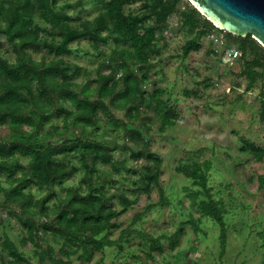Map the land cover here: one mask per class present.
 Segmentation results:
<instances>
[{"label":"trees","instance_id":"trees-1","mask_svg":"<svg viewBox=\"0 0 264 264\" xmlns=\"http://www.w3.org/2000/svg\"><path fill=\"white\" fill-rule=\"evenodd\" d=\"M184 1L105 0L94 21L78 24L60 0H0V36L7 38L15 53L14 61L0 55V126L7 128L4 134L0 132V174H6L4 179L0 177V211L14 216L23 228L19 243L7 233L0 235V264H33L32 257L38 259L37 264H74V260L89 264L98 251L113 246L121 251L132 238L140 239L149 254L164 251V239L171 247L179 244L184 222L166 238L133 225L156 203H169L163 194V171L159 167L163 159L151 148L152 126L147 121L153 112L164 131L177 122L178 110L163 97L164 89L156 82L151 91L144 87L156 65L153 58L162 52L158 42L167 20ZM137 2L138 12H126L127 5ZM186 4L181 12L182 24L192 36L182 47L183 58L202 48L201 39L212 28L225 32L242 51L240 74L247 79L246 90L262 81L259 118L264 123L263 46L251 33L242 37L219 29L190 1ZM65 6L75 8L79 4L67 2ZM81 39L97 48L108 44L125 50L119 55L113 51L100 64L98 75L82 85L79 81L86 75V68L65 57L73 52L72 43ZM42 49L46 54L36 59L32 51ZM129 56L133 63L142 62L133 68ZM121 69L124 74L117 79ZM112 108L124 111L127 120H118ZM104 117L107 124L124 131L123 137L137 138L140 148L119 145L117 139L99 138ZM137 120L142 123L136 125ZM240 140L247 147L243 150L262 161L264 147L243 135ZM116 146L128 158H116ZM128 159L143 162L128 165ZM102 164H110L111 170H105ZM178 170L184 171L185 166L179 164ZM78 172L81 178L63 188L64 196L58 198L52 211L50 202L58 196L56 186ZM117 174L128 182V188L113 194L112 189L120 187ZM258 182L263 188L264 173L258 175ZM33 187L42 194L36 195ZM154 187L159 200L148 202L122 227L121 216L138 203L140 195L149 198ZM205 194L209 200L201 201L198 209L219 222L223 255L228 240L224 224L227 208L222 199L212 200L207 188ZM186 222L193 229L194 222ZM113 229H120L116 238L111 235ZM259 235L264 240V233ZM26 246H32L31 257L23 250Z\"/></svg>","mask_w":264,"mask_h":264},{"label":"rangeland","instance_id":"rangeland-1","mask_svg":"<svg viewBox=\"0 0 264 264\" xmlns=\"http://www.w3.org/2000/svg\"><path fill=\"white\" fill-rule=\"evenodd\" d=\"M103 1L94 0L91 9L81 8L76 14H71L74 19L73 21L78 24L83 21H91L86 18L93 16L95 13H100ZM187 1L189 0H185L184 3L180 4L178 10L168 18V26L163 33V38H160L158 42L162 47V52L153 58L156 65L150 72L151 80L144 87L147 91H151L152 83L156 82L164 89L163 97L178 110L177 122L164 131L159 128L160 123L158 118L152 114L153 112L149 113L151 118L147 122L152 126L149 132L151 148L163 159L168 152L169 144L175 140L173 133L179 128L193 129L195 135L207 136L232 149V152H225L224 156L229 160L237 156L239 157L231 165V174L233 181L241 193L242 202L239 205L233 202L231 212L227 208V214L230 217L235 215V222L232 224V232L229 233L228 231L225 253L220 255L218 236V245L215 242L213 244V247L218 250L215 255L211 256L208 264H228L229 259L231 260V264H263L264 252L257 250L251 255H247L246 253L248 251V240H255V238L262 240L259 233H264V226H261L264 225V221L259 219L261 215H264V187L260 188L258 182V175L264 173V161H258L254 155L252 156L243 150L247 149V147L240 140V135H236L237 129L235 127L224 130L213 122L212 118L216 116L217 109L212 108L211 104L208 103V101H217L227 106L224 111L240 124H243L249 118L250 110L255 109V115L259 121V126L256 128L255 133L259 134L264 131V123L259 118V92L262 87V81L260 80L253 89L246 90L247 79L240 74L243 65L242 59L240 58L232 64H226L222 61L221 50L223 47L221 43L216 41L221 34H225L221 30L212 28L209 33H214L213 35L209 36L208 33L202 37V48L192 52L187 58H183L182 47L192 36L182 24L181 12L185 9ZM67 2L68 0H60L59 3L70 13L73 8L66 7ZM139 5L140 2L127 5L126 12H138L140 10ZM40 21L43 22L42 20ZM84 42L89 41L87 39L74 41L72 43L73 52L65 55V57L71 60H82L83 57L74 53L79 52L78 47ZM0 43V55H4L11 61H14L15 53L13 52L12 44L5 36H0ZM230 43L238 44L232 40ZM108 47H110L108 44L102 45V48ZM32 52L36 59H40L43 54H46V50L44 49L33 50ZM101 58L102 55L98 53L88 63L95 64ZM156 69L159 70L156 71ZM173 93H175V96ZM112 112L118 120H127L124 111L112 108ZM107 121V118L104 117L100 122L101 130L99 131V138L107 140L117 139L119 145L127 143L133 149L140 148L141 144L137 138L123 137L124 131H119L116 127L107 124ZM58 122L61 123L60 120ZM134 123L140 125L142 120H137ZM194 125L195 127H193ZM249 127L251 130V126ZM0 129V132L3 134L7 132L5 126H0ZM243 136L264 147V141L253 139L251 135ZM198 152L202 154L203 149H198ZM115 155L119 159L128 158V154L123 153L118 149V146L115 147ZM142 162L143 159L138 161L128 159L127 163L128 165L136 166L141 165ZM179 164L177 163L175 169L177 172H181L178 170ZM101 167L105 170H111L110 164H102ZM162 171L163 182L166 179V172L165 169H162ZM122 174L124 175L125 172L123 171ZM117 176L121 178V181L118 182V186L120 187H114L112 189L113 194H117L119 190L128 188V182L122 180L121 174H117ZM0 177L4 179L6 174H0ZM80 178L81 173L78 172L70 179L62 182L61 185L56 186L58 196L50 202L52 211L57 204L58 198L64 196L63 188L76 184ZM32 190L38 196L42 194L36 187H33ZM129 194L131 195V193ZM115 200H118L117 197H115ZM158 200L159 192L156 187L153 188L149 198L146 194L140 195L138 203L121 216L120 222L122 227L130 223L129 221H131L136 211L143 210L148 202H156ZM170 204L171 201L169 200L168 204L161 207L167 208ZM117 207L119 208L120 205L117 204ZM237 208H239V212H236ZM150 212H146L145 215H148ZM196 212H200V210L193 206V213ZM171 215L174 216L175 213ZM0 218L4 220V223L0 224V235L7 233L13 240L19 243L23 231L20 223L6 211H0ZM249 221L251 222L249 223ZM183 222L184 233L180 236L179 244L176 247H171L167 244L166 239H164L165 250H155L149 254L147 246L140 239L132 238V242L125 244L124 249L121 251L115 246L106 247L103 251H98L89 264H95L96 262L100 264H201V260L204 257L199 254L195 255L193 249L185 247L189 240V232L193 230L190 223L181 221L175 230ZM201 224L204 225L205 221L202 220ZM168 225L169 220L167 219H164L162 223L150 221L148 222L147 231H158L160 228ZM212 228V223L210 221L207 222V230L204 233H200V235L202 237L210 236ZM119 232L120 229H113L112 237H118ZM55 245L58 246L57 244ZM23 250L26 253L30 252L31 255L28 256H32V246H26ZM34 258L32 257L31 261L33 264H37L38 259ZM74 264L80 263L74 260Z\"/></svg>","mask_w":264,"mask_h":264},{"label":"clouds","instance_id":"clouds-1","mask_svg":"<svg viewBox=\"0 0 264 264\" xmlns=\"http://www.w3.org/2000/svg\"><path fill=\"white\" fill-rule=\"evenodd\" d=\"M72 4H79L71 10L70 14H76L81 8L91 9L93 7L94 0H68ZM100 13H95L93 16L87 17V20L94 21L96 16ZM79 27V26H76ZM107 35V33H102ZM77 54L83 57L82 60H71L72 63H78L86 68V75L79 81L82 85L87 79L96 77L98 75V69L100 64L107 61L113 51L119 55L124 49L119 46H113L108 48H97L90 42H84L81 44ZM104 52V55L95 64H89L88 61L94 59L98 53ZM130 65L135 68L136 64L142 61H135L133 58L128 57ZM159 69H156L158 71ZM124 69L117 72V79L124 74ZM108 74V73H105ZM163 74V73H161ZM94 91V89H93ZM178 91V89H177ZM175 96V93H173ZM212 108L217 109V114L213 117V122L217 124L219 128L228 130L232 127L237 129L236 135H251L253 139L264 141V131L259 134L255 133L256 128L259 126V121L255 115V109L250 110L249 118L243 123H237L233 120V117L228 115L224 109L227 107L217 101H208ZM251 126V130L250 127ZM195 127V125L193 126ZM70 134V130H69ZM173 135L175 140L168 146V152L164 156L160 168L165 169L166 179L162 182L164 197L171 201V204L167 208H162L159 203L155 204V207L148 215L142 217V221H137L133 226L141 230H148V222L156 221L162 223L164 219L169 220V225L160 228L158 231H150L149 234L153 236H159L166 238L171 236L175 231L177 225L181 221L194 222L193 230L189 232V240L185 247L191 248L195 251V255L199 254L204 259L201 260V264H208L211 256L215 255L217 248L213 247L214 242L218 245V236L220 231V224L214 217L204 212L193 213V205L196 208L200 207L201 201L207 202L209 196L205 194L206 188L210 190L211 199L215 201L223 200L224 206L230 209L231 205L235 202L239 205L242 202L241 193L238 190L235 182L232 179L231 165L235 163V157L232 160L227 159L224 156L225 152H232V149L226 145L214 141L207 136L195 135L193 129H177ZM198 149H203V153L198 152ZM260 159L264 161V153L260 154ZM177 163L185 166V170L181 172L175 171ZM239 212V208L236 209ZM175 213V215H171ZM261 221H264V215L259 217ZM205 221L202 225L201 221ZM211 222L213 225L212 233L210 236H201L200 233H204L207 230V222ZM130 222V221H129ZM235 222V215H224V224L229 233L232 232V224ZM251 221H249L250 223ZM264 226V225H261ZM247 255H251L253 252L259 250L264 252V240L260 238L249 239L247 242ZM31 255V253H26ZM243 258V257H241ZM33 259H35L33 257ZM228 264H231V260H228Z\"/></svg>","mask_w":264,"mask_h":264},{"label":"water","instance_id":"water-1","mask_svg":"<svg viewBox=\"0 0 264 264\" xmlns=\"http://www.w3.org/2000/svg\"><path fill=\"white\" fill-rule=\"evenodd\" d=\"M206 18L224 31L251 33L264 46V0H189Z\"/></svg>","mask_w":264,"mask_h":264},{"label":"built area","instance_id":"built-area-1","mask_svg":"<svg viewBox=\"0 0 264 264\" xmlns=\"http://www.w3.org/2000/svg\"><path fill=\"white\" fill-rule=\"evenodd\" d=\"M214 33H209L208 35H213ZM217 42L221 43L223 49L221 50V59L226 64H232L237 61L241 55L242 51L239 47L235 44L230 43L229 40L226 38L225 34H221L219 38L216 40ZM263 57H264V46H263Z\"/></svg>","mask_w":264,"mask_h":264}]
</instances>
